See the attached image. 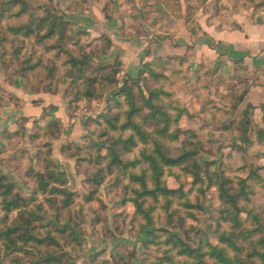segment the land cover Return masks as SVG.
<instances>
[{
    "label": "rangeland",
    "instance_id": "374dc122",
    "mask_svg": "<svg viewBox=\"0 0 264 264\" xmlns=\"http://www.w3.org/2000/svg\"><path fill=\"white\" fill-rule=\"evenodd\" d=\"M23 1L27 3L28 11L19 18L16 14L21 4L16 0H0V109L10 106H15L17 110L23 108L22 103L25 99L19 97L23 92L32 93L37 96L36 98H40L41 94H48L54 97L52 101L55 105H65L67 119L63 121L57 116L60 113L59 108L53 105L50 99L48 103L46 100H37L36 102L42 106L45 104L39 117H19L16 131L6 129L2 133L0 174L16 184L17 190L23 196L32 197L43 203L44 209L41 214L45 219L37 227L41 234L52 231L58 239L61 249H53L65 258L64 264H115L117 261L119 264H126L128 261L131 264L178 262L182 256L176 255L174 251L167 252L169 246L165 244L155 243L163 242L165 237H156L153 242L152 236L147 237L145 233L147 230L142 229L140 224L144 222L143 219L140 215H135L133 204L126 200L127 193L135 188L128 178L122 176L119 180L114 173L109 175L100 187H96L92 182L95 171L99 167H105L109 161L108 146L113 138L121 135L127 138L131 133L127 131L121 134L108 124V120L117 115L119 119L117 121L111 119V123L120 126L125 122L130 105L124 96L119 97L118 102L113 97L123 86V81L130 82L133 79L121 74L123 63L119 59L106 57L110 50L107 53L103 52L108 47V40H111L110 32L114 31L110 23L114 18L112 15L115 14L113 0H103L100 7L97 5L101 3L100 0ZM136 3L138 4V2L129 4L132 14L141 8L140 4ZM96 6L104 12L107 21L103 19V23L95 27L96 32L90 33L86 31L88 25L80 21L83 19L80 14L86 13L85 11L94 13L93 7ZM48 14L62 15L71 24L66 39L58 41L57 36L34 45V38H16L10 31L11 27L20 23L33 22L32 26L36 28L38 21ZM89 20L95 24V20ZM127 24L126 21L120 24V33L124 37L128 32L125 28ZM40 32L44 34L45 30ZM139 33L142 32H136ZM129 34L133 33L130 31ZM57 44L76 56L86 54L91 57L83 80H77L75 84L70 85L77 74L68 68L69 65L66 64L68 56L63 54L64 50L51 48ZM191 51L188 48L182 51L181 55H172L165 59L158 57L166 65L164 67L155 65L154 70L169 77L167 81L158 80L150 75L145 69L146 63L142 64L140 72L143 71V75L139 88H136V96L137 101L142 104L139 89L148 97L147 87H162L167 92L160 102L165 112L175 116L177 113L175 108L187 110L178 125L173 124L171 127V132L178 128L181 132L177 140L170 141L169 148L173 156H178L192 146L197 148L196 160L200 166L202 183L193 185L195 179L192 176L185 177L181 168L176 167L173 172L181 174V177L177 179L170 176L167 185L177 190L184 184L183 189L189 192L187 195L193 203L196 202L197 196L202 197V209L185 208L181 200L175 199L167 213L164 208L166 200H160L154 214L156 222L154 229L167 230L182 238L192 248H196L200 245L201 239L213 245L218 241L215 229L222 204L217 186H210L205 174L208 169L207 163L215 162V165H211V170L218 169L217 172H224L225 177L233 179L237 185L238 178H246L251 169L264 167V146H253L247 154L237 150L240 146L238 123L242 119V112L239 109L231 112L234 100L220 91L224 81L215 76L216 73L205 61H200L197 67L192 64ZM178 57L188 59L187 63L181 66L179 62L171 61ZM116 70H119L118 74H115ZM140 72L134 79L140 76ZM109 74L117 78L119 82L117 87H110L103 82L94 85L88 82L89 78L95 80ZM234 79L232 78L229 87L222 90H227L230 94L235 92L239 97L248 89V82L244 81L241 84ZM88 88L93 95L91 98L83 96ZM148 113L149 110L145 109L137 121L143 124L147 131L152 132L155 123L145 119ZM254 122L256 125L264 126L262 118L258 120L255 114ZM250 135L254 138V129ZM183 144H186L185 148ZM114 147L122 149L119 143L114 144ZM141 148L142 145L132 153L126 154L124 158L138 157ZM54 168L64 174L65 188L72 193V204L66 210L61 209L63 197L49 196L48 198L55 200L52 205L45 201L39 192L35 193L37 183L33 176L34 172L45 173ZM259 172L264 176V169ZM254 188L248 206L264 222V188L258 186ZM167 214L172 215L169 220H166ZM1 218H5V222L13 221L19 218V214L15 212L5 217L3 211ZM4 221L2 220L0 227ZM65 223L70 227L67 233L62 234L57 231L59 229H56L55 225H61L62 228ZM223 227L230 230L229 223H223ZM72 233L77 239L72 237ZM206 249L204 243V250ZM167 255L172 256L171 261L166 260ZM0 256L3 258L2 264H14L12 256L5 257L3 249L0 250ZM16 257L25 264L34 259L33 255L22 252L14 253L13 258Z\"/></svg>",
    "mask_w": 264,
    "mask_h": 264
},
{
    "label": "trees",
    "instance_id": "16d2710c",
    "mask_svg": "<svg viewBox=\"0 0 264 264\" xmlns=\"http://www.w3.org/2000/svg\"><path fill=\"white\" fill-rule=\"evenodd\" d=\"M16 1L21 4L20 10L16 14L20 18L27 13L28 5L23 0ZM263 7L264 5L260 6V8ZM106 18H109V16H106ZM32 25L33 22L20 23L15 27H11L10 31L16 38H34V45H37L57 36H59L58 41L64 40L67 38V33L71 28V24L65 20L64 16L50 14L39 20L36 28ZM44 30V34H41L40 31ZM60 47V44L51 46L52 49ZM111 47L112 41L108 40V47L103 52H109ZM60 49L61 51L64 50L63 54L68 56L66 64L69 65L70 71L72 70L77 74L76 79L70 85L75 84L74 82L77 80H83L87 71L86 67L91 63V57L86 54L79 57L66 48L62 47ZM171 61L174 63L179 62V65L182 66L187 63L188 59L178 57ZM155 65L164 67L166 64L162 59L157 58L147 62L145 69L158 80H169V77L165 74H159L154 70ZM236 65L234 80H237L238 83L246 81L243 80V76L247 77L249 75L248 68L242 60L238 61ZM118 73L119 70H116L115 74ZM142 75L143 71L140 72V76L137 79H131L130 82L132 83L129 80L123 81V86L119 88L113 97L118 102L119 97L124 96L130 107L126 113L124 123L116 126L110 122L111 119L117 121L119 119V115H117L109 119L108 124L113 130L120 131L121 134L127 131H131V133L127 138H123L122 135L113 138L112 143L108 146L107 155L109 161L105 167H99L95 171L92 177L93 185L100 187L105 179L114 173L119 180L122 176L128 178L130 183L135 185V188L127 193L126 200L133 204L135 215H140L143 219L144 222L140 225L142 229L147 230L145 232L147 237L152 236L153 242H155L154 238L156 237H165L163 242L157 241L155 243L165 244L169 246L167 252L174 251L176 255L183 257L174 264H264V222L248 206L249 197L254 193V186L264 188V176L259 172L264 167H258L255 170L251 169L248 176L246 178H238V183L235 185L234 180L226 178L224 172H217L218 169L215 171L211 170V165H215V162L207 163L208 169L205 174L209 179L210 186H217L218 197L222 204L219 212L220 217L216 221L217 244L213 245L201 239L200 245L192 248L179 236L167 230L154 229L156 225L154 214L160 200H166L164 208L167 213L175 199L181 200L182 206L185 208L202 209V197L197 196L196 202L193 203L187 195L189 192H185L183 189L184 184H181L177 190L168 187L167 179L170 176L177 179L181 177V174H176L173 170L176 167L181 168L185 177L192 176L195 179L193 185L201 184L202 181L200 178V166L196 160L198 155L197 148L191 144L194 148L190 147L191 149L182 151L178 156H173L169 148L170 141L177 140L179 132H181L179 128L171 132V127L173 124L178 125L180 118L187 110L175 108L177 110L175 116L165 112L160 102L163 96L167 95V92L162 87H147L148 97L139 89L142 103L140 104L137 101L136 88H139ZM88 82H92L93 85L97 82H103L110 87L119 85L117 78L111 74L100 79L95 78V80H90L89 78ZM221 91L228 97L231 96L234 100L232 102V112V110L237 111L239 109L238 107L243 103L248 89L239 97L235 92L230 94L227 90ZM83 96L93 97L89 88ZM245 108L242 113V119L238 123L240 146L237 147V150L243 154H247L248 150L253 146H264V126L256 125L254 122V114L258 108L251 104ZM145 109L149 110L145 119L155 123V128L152 132L147 131L143 124L137 121V118ZM260 109L262 111V124L264 125V104L261 105ZM252 129H254V138L250 135ZM118 143L122 146L121 150L114 147V144ZM140 145H142V148L138 157L134 159L124 158L126 154L132 153ZM185 145L183 144L184 148ZM137 169H139L138 172L136 171ZM33 176L37 183L35 193L39 192L44 196L45 201L52 205L55 200H51V198H48L49 196L53 198L63 197L61 209L66 210L70 207L72 204V193L65 188L66 180L63 173L58 172L54 168L45 173L35 171ZM214 178H216L215 181ZM129 185L127 186L128 189ZM201 193L204 194L203 191ZM43 209L44 205L41 201L23 196L17 190L16 184L5 175L0 174V215L3 211L5 212V217H9L10 214L15 212L19 214V218L13 221L5 222V218L0 219V223L2 220L4 221L0 227V250L3 249L5 257L12 256L14 264H25L22 263L20 258H13L14 253L21 252L34 257L33 260L26 264L65 263V258L54 250L61 249V244L52 234V231L41 234L37 227L45 219V216L41 214ZM61 209L59 208V210ZM243 215L246 216L243 217ZM171 216V214H167L166 220H169ZM223 223L230 224L229 231L223 227ZM55 226L56 229H59L57 231L62 234L67 233L70 227L66 223L63 224L62 228H60L61 225L58 226L56 224ZM71 235L74 239H77L74 233ZM204 243L207 247L206 250H204ZM43 248L47 250H43ZM171 259L172 256H166V260L171 261ZM2 260L3 258L0 256V264H2ZM115 264H119V261ZM126 264L131 263L128 261Z\"/></svg>",
    "mask_w": 264,
    "mask_h": 264
},
{
    "label": "crops",
    "instance_id": "0c3cea01",
    "mask_svg": "<svg viewBox=\"0 0 264 264\" xmlns=\"http://www.w3.org/2000/svg\"><path fill=\"white\" fill-rule=\"evenodd\" d=\"M99 2L97 5L100 7L103 0ZM130 2L140 4L141 8L134 10V14L130 10ZM113 3L115 14L110 23L114 31L109 34L113 45L106 57L123 63L122 75L134 79L142 64L158 57L165 59L181 55L182 51L190 48V62L197 67L200 61H205L215 76L224 81L222 88L225 90L234 78L236 63L242 60L249 71L247 77L243 76V80L248 82V91L238 108L243 113L249 104L257 107L255 115L261 120L260 108L264 104V7L260 6L264 5V0H113ZM99 7H93L94 13L85 11L80 14L83 17L80 21L89 27L87 32H96L97 24L107 21ZM89 19L95 20V24ZM124 21L128 23L126 37L120 33V24ZM130 31L133 34H129ZM138 31L142 33L136 34ZM20 96L25 99L23 108L17 110L10 106L0 109V137L6 129L11 132L17 130L19 117H39L45 104L42 106L37 100L48 103L50 99L55 105L54 97L48 94L36 98L32 93L23 92ZM55 106L60 112L57 116L65 121V105Z\"/></svg>",
    "mask_w": 264,
    "mask_h": 264
}]
</instances>
